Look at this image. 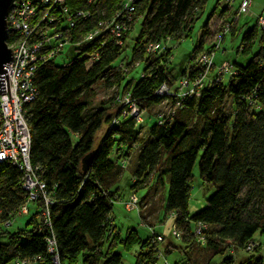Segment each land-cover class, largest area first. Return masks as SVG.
<instances>
[{"label":"trees","instance_id":"obj_1","mask_svg":"<svg viewBox=\"0 0 264 264\" xmlns=\"http://www.w3.org/2000/svg\"><path fill=\"white\" fill-rule=\"evenodd\" d=\"M127 1L66 0L69 12L87 13L67 36L79 40L98 23L111 21ZM207 2L132 0L131 21L125 23L124 37L116 38L104 31L92 44L70 50L74 55L69 60L56 63L53 59L38 66L32 83L35 97L24 107L30 135L29 157L31 165L40 168V179L53 205L44 221L43 203L26 202L21 171L10 162L0 164V264H52L54 257L58 264H121L115 248L129 249L139 243L135 232H127L123 241L118 232H110L109 228L114 227L111 187L133 156L131 191L151 188V181L155 188L162 186L166 177L164 212L174 220L172 228L178 237L173 238L190 253L183 264H189L196 253L201 254L204 264L215 254L224 255L220 264H233L236 251L243 252L255 234H264V27H259L255 18L256 25L241 35L239 53L248 60L244 65L228 64L232 72L225 74L226 83L214 76L202 81L195 95L184 98L175 95L177 83L181 79L191 82L202 73L192 59L201 52L204 39L210 34L208 24L213 12L208 14L190 55L192 64L181 70L177 78L157 60L169 50H148L150 45L162 50L170 39L179 41L203 14ZM237 17L226 21L227 33L233 30ZM120 18H116V23H121ZM136 23L139 31L126 66L141 63L142 72L137 81L124 82L118 59ZM95 49L98 56L91 63L82 57V53L90 55ZM150 54L156 58L150 59ZM96 83L106 89L120 88L113 97L115 112L109 113L105 104L91 107ZM162 85L170 94L154 95ZM125 97L141 111L142 117L162 103L170 110L162 117L154 116L146 136L140 137L139 124L143 120L121 116L117 98ZM226 98L232 104L229 113L223 111ZM101 126L106 128V134L96 139ZM90 154L92 159L84 172L81 161ZM194 166L201 184L213 192L204 208L188 215ZM24 205L26 216L27 205H32L26 228L9 233L4 223L15 220ZM138 218L151 234L139 245L134 264H158V257L163 255L156 245L163 239L155 234L141 211ZM197 226L205 229L198 236L194 233ZM156 236L161 240L156 242ZM46 239L53 241L54 254H49ZM173 249L168 243L162 252L168 255ZM238 264L263 262L258 258Z\"/></svg>","mask_w":264,"mask_h":264},{"label":"built area","instance_id":"obj_2","mask_svg":"<svg viewBox=\"0 0 264 264\" xmlns=\"http://www.w3.org/2000/svg\"><path fill=\"white\" fill-rule=\"evenodd\" d=\"M93 0H86L90 3ZM130 1L124 4L121 12L113 17L111 21H102L92 28L88 33L83 34L79 40H73L71 36H67L69 31L75 26L79 18L84 19L87 13L82 10L69 12L65 3L66 0H21L14 3L9 11L7 23V46L12 52L13 60L7 66L8 91H6V80L4 79L5 95H0V164L10 162L12 166L20 170L22 173V188L26 191V202L39 200L43 203L42 218L44 221L48 219V208L53 205V201L45 189V183L40 179V168L32 166L29 157L30 135L26 124V113L24 107L31 102L36 94L33 83V75L38 66L47 63L49 60L59 58L60 54L65 51L79 50L81 47L92 44L99 35L104 31L109 32L111 36L116 38L124 37L126 34L125 23L131 21L129 13L132 11ZM232 0H225L226 4H230ZM225 4V5H226ZM224 5V6H225ZM250 5L249 0H241L236 9L235 17L246 12ZM120 18L121 23H116V18ZM228 23L217 33L215 48L222 41L223 36L228 32ZM259 27H264V19L257 18ZM92 50L90 55L82 53V57L87 58L91 63L98 56V53ZM151 52L158 51L157 45L148 46ZM66 58V57H65ZM202 71L201 74L191 82L185 79L178 81V89L175 95L184 98L195 95L202 87L206 78L207 71L213 67V61L210 55L205 53L197 59L195 64ZM120 68V67H119ZM223 71L230 74V66L221 65L217 69V75ZM216 75V76H217ZM165 85H162L154 95H169ZM119 102L121 116L123 118H133L140 122L142 116L141 111L135 107L129 98H117ZM113 121L112 124H115ZM131 204H136V198L131 197ZM133 205V206H134ZM26 214V205L21 207L17 212V216ZM16 216V217H17ZM14 219H10L4 223L5 227H11ZM196 236L201 234L203 227L194 228ZM172 236L177 238L175 230ZM161 237L156 236L155 241H160ZM49 254H54L53 241L46 239ZM257 245L249 242L243 248V252H251L255 250ZM54 257V256H53ZM15 264H26L25 261L16 262ZM52 264H58L57 257H54Z\"/></svg>","mask_w":264,"mask_h":264},{"label":"rangeland","instance_id":"obj_3","mask_svg":"<svg viewBox=\"0 0 264 264\" xmlns=\"http://www.w3.org/2000/svg\"><path fill=\"white\" fill-rule=\"evenodd\" d=\"M240 1L241 0H232L230 4H226L225 0H219L218 2L220 3V7H223L226 4V6H224L225 8L223 7V10L225 11L220 15V7L217 8L219 11L217 9H214L213 12L212 10L214 8V0H208L203 14L193 22L191 30L186 35H183L179 41L170 39L167 44L165 43L166 46L162 50H160V53L166 50L169 51L165 52L163 56L160 57V59H157L159 65H161L164 70H171L172 76L174 78H177L181 75V70H186L188 68V65L191 63L190 55L193 51L194 46L199 41L203 24L206 22L208 14L211 12H213L214 15L209 22L211 23V25L209 26L208 24V26L211 27V32H209L210 34L208 38L204 39L201 47V52L196 54L194 56V59H192L193 64L197 63V59L201 57V55H204L205 53L210 55V58L213 61V67L207 71L208 73L206 74V78L204 81H210L211 79H213V77L217 75V69L221 65L228 66V64L231 65L233 63H235L236 65H244L247 62L248 58L243 57L239 53L238 46L242 37L241 35L244 32L249 31L256 25L254 22L255 19L251 17L250 13H255V15L258 16L260 14V16L264 17V0H250L252 4L250 5L251 9L249 11L251 12L249 13L248 11L240 14L237 17L236 25L234 26L231 33H226L223 36L222 41L218 43L216 49L212 48L213 44H216V32H218L220 28L226 24L227 20H235L234 13H236V10H232V13L230 14L228 13V7L233 5V8H236L240 4ZM138 31V23H136V25L133 27V31L125 39V43L122 47V54L118 59V64L121 65V73L124 75V82L137 81L142 72L143 66L141 63H138V65L126 66L127 60L130 56V50ZM73 55V53L64 50L60 54L59 58L55 60V62L59 63L69 60ZM155 58V55L150 54V59ZM217 76H219L221 82H227L226 80L228 78V75H225L223 71H221V73ZM94 92V100L91 103V107L93 109H95V107L99 106L100 104H105L109 106V113L115 112V109H113L115 108L113 105V97L116 95V93L120 92V88L116 87L112 89H106L101 85V83H96L94 85ZM231 109L232 104L230 103V98H226L223 101V111L224 113H229ZM169 110V106L163 103L160 107L151 108V110H149L148 113L144 115V117L141 116L140 119L143 121L139 124V127H141L140 137L146 136V131H148V129L155 121L154 116L157 115L162 117V115H166L167 111ZM104 133L106 134V128L104 126H101L96 135V139L100 138V136H103ZM134 163L135 157L133 156L128 162H126V166L124 167L120 175L121 177L119 181L111 187L112 191H114V202L111 209V220L113 221V225L115 226V228L111 226L109 230L110 232L111 230H115L116 232H118L121 241H123L127 232H135L139 244H134V246H131L129 249H124L122 248V246H117L115 248V253L121 256V264H134L135 253L138 252L139 245L144 243L151 234L147 226H142L141 221L138 218V214L141 211L143 217H145L146 220H150V222L152 223L151 226L155 234L160 235L163 239L162 242H158L156 245V250H158V252L163 255L162 258L158 257V264H163V261H165L166 264H183L186 262L187 256L190 257V253H186L184 245L181 241L173 238L172 232L174 230L172 226L174 220L172 219V216L169 217V215H165L164 212L163 205L168 187L166 177L163 178L162 186H157L155 188V186H153L154 182L151 181L149 184L153 187V189H151L152 187H147L131 191V172L134 169ZM191 173L192 180L190 181V190L188 192L189 197L187 201L188 215H193L204 208L205 201L211 196V193L213 192V189L211 187L209 188L201 184L196 166L193 167ZM152 182L153 185H151ZM132 196L138 201V203L136 202L135 205L131 204ZM27 208L29 210V215H21L19 217H16L14 222L11 224V227L7 228V231L9 233L18 230H24L26 228V221L32 214L30 213L32 210V205H27ZM252 238V243L255 245L258 244V248L247 253L239 250L237 254L244 260L258 259L259 257H261V260L264 264V234L257 233ZM168 243H170L174 247V249L171 250L168 255H165L162 251ZM223 258L224 255L215 254L207 262L208 264H220V261ZM203 260L204 259L201 258V254L196 253L195 256H191V262L189 264H204L206 261L204 262ZM236 263L238 264L239 261L236 260L235 264Z\"/></svg>","mask_w":264,"mask_h":264},{"label":"water","instance_id":"obj_4","mask_svg":"<svg viewBox=\"0 0 264 264\" xmlns=\"http://www.w3.org/2000/svg\"><path fill=\"white\" fill-rule=\"evenodd\" d=\"M21 0H0V95H5L4 91V79L6 80V91H8V80H7V66L13 60L12 52L7 46V23L6 18L9 11L12 9L14 3ZM9 96V91H8ZM10 102V96H9ZM11 103V102H10ZM92 155L86 156L82 161L81 165L84 172L89 168Z\"/></svg>","mask_w":264,"mask_h":264},{"label":"crops","instance_id":"obj_5","mask_svg":"<svg viewBox=\"0 0 264 264\" xmlns=\"http://www.w3.org/2000/svg\"><path fill=\"white\" fill-rule=\"evenodd\" d=\"M216 2V0H214V2L213 3H215ZM249 2H250V5L252 4V2L249 0ZM249 5V7H248V10L246 11V12H248L250 9H251V6ZM218 7H220V3L218 2ZM224 7V6H223ZM223 7H220V10L221 9H223ZM225 8V7H224ZM237 8V7H236ZM236 8H233V5L232 6H230V7H228V10H229V12L228 13H232V10H236ZM218 10V9H217ZM219 11V10H218ZM251 11H249V13H250ZM219 14H220V11H219ZM226 14V13H225ZM251 14V17L253 18V19H255V18H258L259 16H260V14H259V16L258 15H255V13H250ZM221 15V14H220ZM219 15V16H220ZM218 16V17H219ZM255 22V21H254ZM211 25V23H209V26ZM211 31V27H209V32ZM163 104V103H162ZM162 104L161 105H159V106H156V107H154V108H157V107H160V106H162ZM164 104H166V103H164ZM111 209H112V207H111ZM111 218H112V213H111ZM112 221V220H111ZM148 222V225L149 226H151L152 225V223L150 222V220H147ZM113 224V223H112ZM157 224V223H156ZM155 224V225H156ZM114 226V225H113ZM154 226V225H153ZM114 228H115V226H114ZM151 228H152V226H151ZM153 230V229H152ZM252 242H253V240H252ZM258 244H257V247L256 248H258ZM237 252L238 251H236V254H235V256H233V259H232V261H233V264H235V262H236V260H238L239 261V263L240 262H244V259H242L240 256H238V254H237ZM260 259H261V257H259ZM262 258H263V256H262Z\"/></svg>","mask_w":264,"mask_h":264},{"label":"bare ground","instance_id":"obj_6","mask_svg":"<svg viewBox=\"0 0 264 264\" xmlns=\"http://www.w3.org/2000/svg\"><path fill=\"white\" fill-rule=\"evenodd\" d=\"M197 68V67H196Z\"/></svg>","mask_w":264,"mask_h":264}]
</instances>
